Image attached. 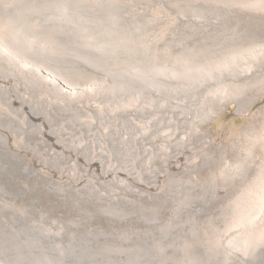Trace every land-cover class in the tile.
Here are the masks:
<instances>
[{
	"label": "rangeland",
	"instance_id": "rangeland-1",
	"mask_svg": "<svg viewBox=\"0 0 264 264\" xmlns=\"http://www.w3.org/2000/svg\"><path fill=\"white\" fill-rule=\"evenodd\" d=\"M70 1L75 10L83 11L85 25L77 21L79 29L67 33L44 21L53 31L43 38L52 44L55 55L65 50L74 60L82 58V65L86 59L98 62L99 55L106 65L109 60L116 66L126 62L139 80L162 81L167 103L177 100L173 94L171 99L167 96L169 82L178 81L194 87L191 93L202 100L217 94L210 101L212 107L220 98L227 107L212 121V144H204L202 132L181 127L178 136L189 135L190 142L185 139L187 145H177L171 159L167 154L161 157L168 160L151 155L153 168L143 171L85 170L83 164L73 165V158L65 160L59 154L61 145L50 138L30 141L32 145L27 141L39 165L36 170L25 167L26 148H20L19 158L1 151L0 202L15 209L12 220L19 218L12 234H5L0 226V260L9 264H243L227 263L222 255L226 237L234 235L251 252L257 250L258 257L250 264H264V221L256 215L259 201L264 210V0H139L147 12L142 19L122 22L132 35L127 47L110 51L109 57L88 46L87 34L92 37L90 32H98L86 23H106V16H98L97 10L108 9L112 2L120 6L119 0ZM249 66L248 72L244 68ZM235 104L241 110L233 111ZM151 139L145 144L148 148L159 145L170 150L166 141ZM142 158L143 163L148 161ZM188 207L199 214L191 215ZM48 230L64 233L57 241L47 236ZM48 238L54 241L51 246ZM59 241L66 243L71 260L55 255Z\"/></svg>",
	"mask_w": 264,
	"mask_h": 264
},
{
	"label": "bare ground",
	"instance_id": "bare-ground-1",
	"mask_svg": "<svg viewBox=\"0 0 264 264\" xmlns=\"http://www.w3.org/2000/svg\"><path fill=\"white\" fill-rule=\"evenodd\" d=\"M99 1L102 2V0ZM142 2L140 3L139 0H119L120 6L112 2L113 6H108L106 10L94 8L98 12L96 14H99L98 16L105 15L107 21L104 23V20V24H99L95 20L94 25L86 23L89 29L95 28L98 32L95 35L90 32L92 37L87 34L88 46L93 47L97 52H104L105 56L111 55L110 51L117 50L116 48L127 47L132 34H129L131 32L129 28L122 27L124 25L122 22L142 19L143 14L147 12L142 6ZM72 5L70 0H0V143L3 147V149L0 148V153L7 151L14 158H19L20 148L24 147L27 153L25 167L28 170H36L39 165L34 161L35 159L30 153V145L27 144L30 141L34 142L33 140L46 141L50 138L61 145L63 151H60L59 154H62L64 159L72 160L71 158H73L75 160L73 165L76 163L79 166L83 164L85 170L91 172L94 170L119 173L123 170L137 171L141 169L143 171L153 168L154 162L149 160L151 155L156 154L160 160L167 159V156L161 157L167 154L171 159L170 153L178 147L177 145L182 147L187 145L185 139L190 142L189 135L178 136L181 127L190 129V133L202 132L205 137L204 144H212L213 138L210 135L212 121L227 107V103H224L221 98L217 99L218 105L212 107L211 104L213 103L210 101H213L217 94H209V98L202 100L196 93L194 95L191 93L195 91L191 85L183 86L178 81L169 82L168 87L171 91L167 97L170 98L173 94V98L177 100L167 103L164 97L166 94L164 86L166 85L155 79L145 80L147 77L143 78V75L139 80L137 72L135 73L128 66H125L126 62L116 66L109 65V60L106 65L103 60L100 61L102 56L99 55L98 62H96L97 59H95L96 61L86 59L84 61L86 65H82L80 63L82 58L80 61L74 60L75 58L70 57L71 53H64L65 50H60V53L55 55L51 49L52 44L49 45V41L43 38L49 31L53 30L47 28V24H43V22L46 21L49 24L51 21V23L53 22L52 25L61 26L63 32L79 29L77 21L85 25L80 16L83 11L75 10ZM99 6L98 4V9ZM84 17L86 16L84 15ZM146 18L148 17L146 16ZM37 20L40 21L39 24L35 23ZM244 69L248 72L251 70L250 66ZM142 71L144 72V70ZM99 75H103L104 78ZM106 75L112 79L108 80ZM147 75L152 78L150 73ZM148 89H152L151 92ZM220 91L225 92L228 89L217 90V92ZM179 93L180 95H178ZM229 94L236 95L232 92ZM235 107L232 109L233 111L241 110L240 105L235 104ZM154 137L155 140L157 138L166 141L170 150L158 148L159 145L154 149L148 148L146 146L148 140ZM151 140L153 141V139ZM27 141L29 142L27 143ZM142 157L148 161L143 163L140 161V159L143 160ZM1 163L2 161H0ZM74 168L77 170V165ZM256 208V215L259 216V220L264 221L261 201L257 203ZM188 210L191 215L195 212L199 214V211L192 207ZM14 212V208L0 202V226L4 227L5 234L6 232H13L16 227L15 221L19 217L15 216L16 220H12L10 217L11 214H16ZM62 230L64 231V229ZM63 231L56 234H51L50 231L46 233L48 237L55 240L62 238ZM51 239L48 238L49 241L46 243L48 242L50 245L51 242H54ZM59 242L61 247L55 252V255L61 257L62 261H66L67 258L68 261L71 260L68 256L70 254H67L68 249L65 250L66 243ZM55 243L57 242L55 241ZM222 248V255L224 254L227 263L238 261L243 264H250L256 256L258 257V254L254 252L256 249L251 252L249 245L238 242L234 235L226 237ZM0 264L9 263L0 260Z\"/></svg>",
	"mask_w": 264,
	"mask_h": 264
}]
</instances>
